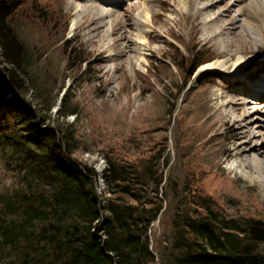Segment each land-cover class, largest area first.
Listing matches in <instances>:
<instances>
[{
  "label": "trees",
  "instance_id": "obj_1",
  "mask_svg": "<svg viewBox=\"0 0 264 264\" xmlns=\"http://www.w3.org/2000/svg\"><path fill=\"white\" fill-rule=\"evenodd\" d=\"M41 1L10 0L0 13V64L10 65L0 67V164L13 176L0 189V264H264L262 215H226L209 190L213 182L203 181L206 174L189 149L180 152L186 179L167 187L166 197L176 206L166 245L151 241L153 222L167 213L154 178L164 146L152 142L140 156H131L129 146L122 152L123 145L100 149L106 189L100 198L97 172L74 154L85 148L76 122L65 120L83 109L80 99L72 101V88L52 117L67 72L51 61L50 50L66 25L61 28L55 10ZM20 12H30L38 25ZM57 29L58 39L46 43ZM77 50L72 49L77 56L67 58L66 68L78 65L80 71L88 57L74 62L81 58ZM174 55L183 83L204 62L199 50L184 60ZM28 89L43 107L40 115L24 99ZM9 92L14 94L8 97ZM192 122L183 124L192 128ZM184 132L181 142L191 144L196 133Z\"/></svg>",
  "mask_w": 264,
  "mask_h": 264
},
{
  "label": "rangeland",
  "instance_id": "obj_2",
  "mask_svg": "<svg viewBox=\"0 0 264 264\" xmlns=\"http://www.w3.org/2000/svg\"><path fill=\"white\" fill-rule=\"evenodd\" d=\"M22 1L26 0H20ZM205 1L200 0L196 5L200 6ZM8 2L10 0H0V13ZM41 3L55 10V17L61 28L66 25L63 38L50 50L53 51L51 61L58 70L65 68L67 72L65 84L51 109L52 117L56 116L61 94L72 88V101L80 99L83 109L78 117L69 115L65 120L68 123L76 122L79 141H83L85 148L74 154L82 163L94 167L98 172L96 187L100 198L106 191L105 182L101 179L105 159L100 149L110 144L120 150L119 146L123 145L122 152L125 146H129L131 156H140L154 142L156 148L164 146L154 178L158 182V195L163 198L167 213L160 215L152 224L153 243L166 245L172 232L170 218L176 203L171 198V193L173 202L169 203L166 197L169 193L167 187H176V181L182 183L186 179L183 177L180 152L187 149L201 163L199 170L204 168L210 171L203 177V181L208 184L209 178L213 182L212 187L208 184L209 190L226 215L256 218L259 214L264 219L263 192L255 182L249 183L243 178L235 166V158L223 151L226 125L219 121L220 112L215 111L221 101L220 96L234 95L242 89V84H249L248 73H259L262 71L261 67H258V62L253 57L243 55L242 64L246 71L239 73V76L202 68L203 64L219 57L223 42L220 38L211 36V27L202 20L213 15L222 6L204 11L197 16L196 23H192L194 6L189 9L181 0H155L148 7L134 9L132 13L135 18L145 17L146 24L141 28L148 31L149 36L140 34L138 30L130 33L129 36L137 41L134 45L135 52L122 56V63L119 64L113 59V55L109 57V53H116L111 48L99 54L101 43L112 41L114 34L108 31L94 36L88 27L79 25L82 18L77 9L90 6L91 0H42ZM113 9L120 11L118 5ZM20 14H29L31 18L27 17V22L32 26L38 25L30 12ZM53 24L54 21H51L50 26ZM29 27L35 31L33 27ZM213 28H216L215 24ZM60 33L57 29L44 41L49 43L50 40H57ZM63 44L66 48H63ZM74 47L79 50L77 53H81L78 55L81 58L74 62L82 59L83 55L88 57L86 64L81 66L85 72L78 71V65L66 68L67 58L75 56L72 52ZM195 50L200 51L204 63L196 67L183 83L182 74L173 66L174 52L186 59ZM118 57L120 59L119 55ZM37 64L40 65L41 60ZM2 66L10 68L5 62L0 64ZM203 72L205 74L198 80ZM260 87H255V90L261 89ZM261 97L264 98V95ZM24 99L35 114L42 113L40 109L43 107L37 103L31 90L28 89ZM182 117L185 123L193 121L190 126L192 128L183 124ZM40 120L39 118L38 124ZM191 130H200L204 134L196 139L192 138L191 144L181 142L184 131L191 135ZM157 139L161 141H156ZM230 145V142L225 144L227 147ZM11 181L12 174L4 172L0 164V189ZM177 189L181 187L178 186Z\"/></svg>",
  "mask_w": 264,
  "mask_h": 264
},
{
  "label": "bare ground",
  "instance_id": "obj_3",
  "mask_svg": "<svg viewBox=\"0 0 264 264\" xmlns=\"http://www.w3.org/2000/svg\"><path fill=\"white\" fill-rule=\"evenodd\" d=\"M91 1L90 6L77 9L82 18L79 25L88 27L94 36L108 31L114 34L112 41L101 43L99 54L111 48L116 53H109V57L113 55V59L121 64L122 56L135 52L134 45L137 41L129 34L138 30L140 34L149 36V32L141 28L146 24L145 17L135 18L133 10L148 7L155 0ZM198 1L200 0H181L189 9L194 6L192 23H196L197 16L204 11L222 6L213 15L202 20L211 27L212 37L223 40L219 57L203 64L202 68L239 76V73L246 71L242 64L243 55H250L258 62V67H261L262 71L259 73H248L249 84H242V89L234 95L220 96L221 101L215 111L220 112L219 121L226 125L223 151L235 158L237 170H240L247 182L258 185L264 199V98L261 97V94L264 95V0H206L197 6ZM117 5L119 12L113 9ZM106 24L109 26L106 27ZM214 24L216 28H213ZM120 46L123 47L118 49ZM258 86L261 89L255 90ZM191 132L196 133V138L204 134L200 130ZM226 142L231 145L225 146ZM202 172L210 173L204 168Z\"/></svg>",
  "mask_w": 264,
  "mask_h": 264
}]
</instances>
